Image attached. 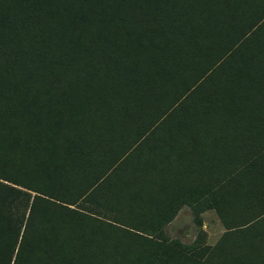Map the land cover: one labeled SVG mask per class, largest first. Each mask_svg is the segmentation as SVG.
Segmentation results:
<instances>
[{"label": "rangeland", "instance_id": "374dc122", "mask_svg": "<svg viewBox=\"0 0 264 264\" xmlns=\"http://www.w3.org/2000/svg\"><path fill=\"white\" fill-rule=\"evenodd\" d=\"M173 1L150 2L143 45L177 47ZM228 1L170 68L141 59L149 91L0 78V104L40 98L38 124L0 113V264H264V0Z\"/></svg>", "mask_w": 264, "mask_h": 264}, {"label": "trees", "instance_id": "16d2710c", "mask_svg": "<svg viewBox=\"0 0 264 264\" xmlns=\"http://www.w3.org/2000/svg\"><path fill=\"white\" fill-rule=\"evenodd\" d=\"M11 1V2H10ZM0 0V78L1 77H7V76H17L16 72H24L25 76L27 77H32V75L35 74V81L37 85L43 86L46 88V86H44L46 83H50L48 86L49 90L45 89L40 92L41 97L44 98L47 93H49L50 91H52L51 89L57 88L60 85H64V84H68L69 82L72 81H76V80H82V79H86L85 77L83 78V76H85L84 74H82L84 72V70L89 71L91 73H89L88 75V79H93L94 77H96V74H99V70L100 68L104 71L106 70V66L110 65V70L107 72L105 71L104 73H109L110 76V72H111V77L110 80L112 81H117V79H115L116 77L120 79V75L122 74L121 77H125V84L126 80L128 81V78L130 75H132L133 73L136 74L135 77V82H133L131 79V83L132 84H128L130 86L133 87L134 90H136L137 92H144V91H149V87L150 84L152 83V80L150 79V75H148L146 73L143 74V71H140L143 69V61L141 60V58H144L146 61L148 58V62L149 64H153L154 70L157 72H161L164 68L168 69L170 68V66L172 65V63L177 62L180 54L184 51H187V49H190L191 46H199L200 44H202L205 41L206 36L209 37L211 34V28L216 29L218 26H220V23L225 24L227 22L228 19L231 18L232 11L231 8L229 9V4H228V0H223L222 2L220 0L216 1L215 0H206V1H202V0H174L173 3L176 7L177 10V14L175 13V15H179L178 17L175 16L173 20L174 24L176 25H172L173 26V30L174 32H176V37L178 38V44L176 45L177 47H175L174 50H172V48H166L163 46H154L153 43L149 44V45H143L142 39L140 38H144L143 35H148L150 36V39L155 36V34H157L155 31L156 28H154L152 25L153 23L159 19L158 16L153 12H149V6L147 3L152 2V0H139V5L138 10L136 9L137 3L136 1L138 0H91L93 2V6H91V1H89V4L86 3L85 0ZM28 1V2H27ZM30 1V2H29ZM35 1V3H34ZM56 3H55V2ZM59 1V3H58ZM62 1V3H61ZM66 1V2H65ZM69 1V2H68ZM81 1V2H80ZM98 1V2H97ZM103 1V2H102ZM112 1V2H111ZM120 1V2H119ZM165 2H167V0H164ZM192 1V2H191ZM200 1V3H199ZM216 5H214V3ZM226 1V2H225ZM47 2V3H45ZM51 2V3H50ZM68 2V4H67ZM97 4H95V3ZM102 2V3H101ZM116 4H112L115 3ZM131 2H135L136 4H130ZM140 2H142L140 4ZM175 2H177V4H175ZM180 4H179V3ZM185 2V3H184ZM206 2V3H205ZM213 4H212V3ZM225 2V3H224ZM31 3V4H30ZM33 3V4H32ZM50 3V5L48 4ZM65 3V4H64ZM76 5H73V4ZM78 3V4H77ZM99 3V4H98ZM110 6H108L107 5ZM144 3L146 5H144ZM191 3V5L189 4ZM194 3V4H193ZM196 3V4H195ZM205 3V4H204ZM211 3V6H210ZM220 3V4H218ZM45 4V5H44ZM63 4V6L61 5ZM81 4V5H80ZM84 4V5H83ZM104 4V5H103ZM119 4V5H118ZM122 4V5H121ZM126 6H124V5ZM151 4V3H150ZM149 4V5H150ZM166 4V3H165ZM187 4V5H186ZM223 4V5H222ZM227 4V5H226ZM4 5V6H1ZM28 5V6H26ZM39 5L41 8H39ZM55 5V6H54ZM59 5V6H58ZM72 8H70V6ZM88 5V6H87ZM117 5V7H115ZM133 5V6H131ZM135 5V8H134ZM143 5V6H141ZM178 5V6H177ZM186 5V6H183ZM194 5V6H193ZM201 5V6H200ZM206 5V6H205ZM210 6V11H206V9L209 8ZM219 5V7H218ZM51 6V7H50ZM79 6V7H78ZM80 6H82L83 8H81ZM91 6V7H90ZM145 6V7H144ZM183 6V7H182ZM196 6V7H195ZM228 8H227V7ZM29 7V8H28ZM35 7V8H34ZM44 9H43V8ZM75 7V8H73ZM104 7V8H103ZM131 7V8H130ZM181 7V8H179ZM186 9H185V8ZM206 7V8H205ZM213 7V8H212ZM225 7V8H224ZM26 8V9H25ZM51 8H53L51 10ZM66 8V9H65ZM70 10H69V9ZM99 8V9H98ZM103 8L104 11H102L101 9ZM114 8V9H113ZM128 12H127V10ZM134 8V9H133ZM141 8H143L144 10H142ZM147 8V9H145ZM194 10H192V9ZM203 8V9H202ZM222 8V11H221ZM29 9V10H28ZM60 9V10H59ZM97 9V10H96ZM107 9V10H106ZM113 9V11H111ZM123 11H122V10ZM125 9V11H124ZM136 9V10H135ZM180 9V10H179ZM182 9V10H181ZM190 9V10H189ZM196 9V10H195ZM205 9V10H204ZM215 10L216 14L214 11ZM218 9V10H217ZM227 9V10H225ZM27 10V11H26ZM41 10V11H40ZM47 10V11H46ZM53 10H56L52 13ZM64 10V11H63ZM72 10V11H71ZM85 10V12H83ZM115 10V11H114ZM187 10V11H186ZM224 10V11H223ZM35 11V12H34ZM60 11V12H59ZM80 11V12H79ZM109 14H108V12ZM136 13H134V12ZM138 11V12H136ZM142 11H146V16L143 13L142 15ZM181 13H179V12ZM186 11V13H185ZM191 11V12H188ZM193 11V13H192ZM200 11V13H199ZM202 11V12H201ZM228 11V12H227ZM31 12V13H30ZM34 12V13H32ZM90 12V13H89ZM92 12V13H91ZM100 12V13H99ZM134 15H132L133 13ZM189 14H188V13ZM197 12V14H195ZM205 12V13H204ZM212 12V13H211ZM40 13V14H39ZM60 13V14H59ZM64 13V14H63ZM82 13H86L85 15ZM124 13V14H123ZM128 14L130 16V19L128 18ZM140 13V14H138ZM149 13V16H147ZM203 13V14H202ZM210 13V14H209ZM31 14V16H30ZM39 14V15H38ZM100 14V15H99ZM112 14V15H110ZM186 14V15H185ZM188 14V15H187ZM193 14V15H192ZM208 16H206V15ZM213 14V15H212ZM44 15V16H43ZM91 15V16H90ZM99 15V16H98ZM115 15V17H114ZM137 15H140L137 16ZM150 15H154L151 16L154 19H149L151 18ZM195 15L199 16L200 18H196ZM206 17H205V16ZM216 15V16H215ZM218 15V16H217ZM223 15V18L221 17ZM32 16L34 18H32ZM38 18H36V17ZM66 16V17H65ZM77 16V17H76ZM102 16V17H101ZM106 16V17H104ZM128 16V17H127ZM133 16V17H132ZM143 16V17H141ZM164 17H166V15H163ZM193 16V18H192ZM213 16V17H211ZM220 16V17H219ZM46 17V18H45ZM50 17V18H49ZM58 17V18H57ZM85 17V18H84ZM114 17V19H113ZM138 17V18H137ZM148 18V20L146 18ZM191 17V18H189ZM209 17V20H208ZM228 17V18H227ZM46 20H45V19ZM52 18V19H51ZM66 18V19H65ZM134 18H136V21L134 20ZM145 18V19H143ZM181 18V19H179ZM189 18V19H188ZM198 19V21L196 19ZM205 18V19H204ZM212 18H217L214 19L212 21ZM219 18V20H218ZM225 18V19H224ZM34 19V20H33ZM41 19V20H40ZM64 19V20H63ZM74 19H76L79 23V25L74 22ZM90 21H89V20ZM103 19V20H102ZM136 22H133V20ZM178 19V20H177ZM188 19V20H187ZM191 19V20H190ZM69 22H67V21ZM87 20V21H84ZM132 20V23L131 21ZM139 20V21H137ZM141 20V22H140ZM143 20V21H142ZM154 20V21H153ZM182 20V23L181 21ZM190 20V23H189ZM202 20V21H201ZM206 20V21H204ZM37 21V22H36ZM92 21V22H91ZM98 21V22H97ZM115 21V22H114ZM130 23L128 24L127 22ZM151 21V22H150ZM178 21V22H177ZM184 21V23H183ZM188 21V22H187ZM204 21V22H203ZM211 21V22H210ZM138 22V23H137ZM176 22V23H175ZM199 22V23H197ZM207 22V23H206ZM216 22H220L219 24ZM47 23V24H46ZM67 23V24H66ZM152 23V24H150ZM191 23H195L191 24ZM202 23V24H201ZM204 23V26H203ZM35 24V25H34ZM50 24V25H49ZM94 24V25H93ZM133 26H132V25ZM173 24V23H172ZM180 24V25H179ZM189 27H188V25ZM198 26H197V25ZM201 24V25H200ZM213 24V25H212ZM34 25V26H33ZM39 25V27H38ZM41 25V26H40ZM46 25V27H45ZM87 25V26H86ZM100 25V26H99ZM107 25V27H106ZM143 25V26H142ZM145 25V27H144ZM178 25V26H177ZM186 25V26H185ZM212 27H211V26ZM33 26V27H32ZM81 26V28H79ZM140 26V27H138ZM150 26V27H148ZM200 29H196L199 28ZM209 26V27H208ZM34 31H33V29ZM35 27V28H34ZM41 27V29H39ZM50 27H53L51 29H49ZM64 27V28H63ZM102 27V28H101ZM137 27V28H136ZM144 27V28H143ZM147 27V28H146ZM153 27V28H152ZM194 27V28H192ZM196 27V28H195ZM37 28V29H36ZM55 28V29H54ZM67 30H64L66 29ZM97 28V29H96ZM128 28V29H127ZM133 28V29H132ZM152 30H151V29ZM202 28V29H201ZM207 28V29H206ZM39 29V30H38ZM47 29V30H46ZM54 33H52L53 31ZM57 29V31H56ZM59 29V31H58ZM86 29V32L84 31ZM105 29V30H104ZM125 29V31H123ZM130 29V30H129ZM136 29V30H135ZM144 29V30H143ZM154 29V30H153ZM196 31H195V30ZM206 29V30H205ZM32 30V31H31ZM50 34H49V32ZM89 30V31H88ZM112 30V31H111ZM139 30V31H138ZM151 30V31H150ZM205 30V33L202 32ZM210 30V31H209ZM101 31V32H100ZM117 31V32H116ZM122 31L124 32V34L127 37V33L129 31L128 36H132V37H136L135 39L132 37L125 39L123 37ZM131 31V32H130ZM153 31V33H152ZM63 32V33H62ZM71 32V33H70ZM78 32V33H77ZM84 32V33H83ZM110 34H109V33ZM120 32V33H119ZM172 32V31H171ZM199 32V33H197ZM60 35H58V34ZM100 33V34H99ZM116 33V34H114ZM210 33V34H209ZM35 34V35H34ZM39 34V36H38ZM41 34V36H40ZM46 34V35H45ZM56 34V35H55ZM64 34H66V36H64ZM70 34V35H69ZM73 34V35H72ZM86 34V35H85ZM89 34V35H88ZM137 34V35H136ZM154 34V35H152ZM197 34V35H196ZM206 34V35H205ZM209 34V35H207ZM53 35V36H52ZM58 35V36H57ZM72 35V36H71ZM101 37H100V36ZM104 37H103V36ZM108 35V36H107ZM111 37H110V36ZM119 35V36H118ZM120 35H122L120 37ZM34 36V37H31ZM63 36V37H62ZM68 36V37H67ZM195 36V37H194ZM201 36H203L201 38ZM38 37V38H37ZM55 37V38H54ZM61 37V38H60ZM75 37V38H73ZM94 37V38H93ZM99 37V38H98ZM103 37V38H102ZM107 37V38H106ZM122 37L124 39H122ZM140 37V38H139ZM186 39V40H182ZM198 37V38H197ZM34 38V39H33ZM41 38V39H40ZM91 38V40H90ZM106 38V39H105ZM109 38V39H108ZM120 38V39H119ZM196 38V39H195ZM36 42H33V40ZM44 39V40H43ZM71 39V41L68 40ZM81 39V40H80ZM203 39V40H202ZM42 40V41H41ZM53 40V41H52ZM75 40V41H74ZM95 40V41H92ZM118 40V41H117ZM123 40V42H121ZM134 40V41H133ZM201 40V41H200ZM52 41V42H51ZM61 41V42H60ZM78 41V43H77ZM117 41V42H116ZM129 41V42H128ZM132 41V43H131ZM58 44H57V43ZM63 42V43H62ZM66 42V43H65ZM68 42V43H67ZM72 42V44H71ZM80 42V43H79ZM82 42V43H81ZM87 42V43H86ZM106 42V43H105ZM112 42V43H111ZM127 42V44H126ZM51 43V44H50ZM37 44H40L37 45ZM54 44V45H53ZM61 44V45H60ZM103 44V45H102ZM106 44V45H104ZM110 44V48L108 47ZM122 46H121V45ZM31 45V46H30ZM51 45V46H50ZM58 45V46H57ZM78 45V46H77ZM90 45V46H89ZM108 45V46H107ZM126 45V46H125ZM153 45V46H152ZM40 48H39V47ZM84 46V47H82ZM98 46V48H97ZM41 49V50H38ZM42 47V48H41ZM49 49H47V48ZM57 47V48H56ZM131 47V49L129 48ZM151 49H150V48ZM54 48V50L52 49ZM59 48V49H58ZM62 48V49H60ZM65 48V49H64ZM81 48V49H80ZM83 48V49H82ZM97 48V49H96ZM127 48V49H126ZM144 48V49H141ZM37 49V50H36ZM95 49V50H94ZM110 49V50H109ZM115 49V50H114ZM126 51H125V50ZM129 49V50H128ZM140 49V50H137ZM149 49V50H148ZM79 50V51H78ZM86 50V51H85ZM102 50V51H101ZM122 50V51H121ZM138 52H137V51ZM144 50V51H143ZM148 50V51H147ZM151 50V51H150ZM44 51V52H43ZM50 51V52H48ZM54 51V52H52ZM70 51V52H69ZM85 51V53H84ZM125 53H124V52ZM142 51V52H140ZM147 51V52H146ZM40 52V53H38ZM78 52V53H77ZM111 52V53H110ZM144 52V53H143ZM44 53V54H43ZM47 53V54H46ZM60 53V54H59ZM77 53V54H76ZM89 53V54H88ZM105 53V54H103ZM128 53V54H127ZM139 53V54H138ZM140 53H142V56H140ZM147 53V54H146ZM149 53V54H148ZM43 54V55H42ZM73 54V56H72ZM131 54L133 56H131ZM80 55V56H79ZM147 55V56H146ZM154 55V56H153ZM156 55V56H155ZM158 55V56H157ZM46 56V57H45ZM48 56V57H47ZM52 56V57H51ZM71 56V57H70ZM81 56L83 58H81ZM91 58H89V57ZM62 57V58H61ZM109 57V58H108ZM120 57V58H119ZM128 57V58H127ZM155 57V58H154ZM48 58V60H47ZM67 60H66V59ZM72 58V59H71ZM112 58V59H111ZM132 58V59H131ZM154 60H153V59ZM62 59V60H61ZM108 59V60H107ZM113 59H117V62L120 61L123 62L121 64L120 62L114 63ZM128 59V60H127ZM64 60V61H63ZM81 60V61H80ZM86 60V61H85ZM110 60V61H109ZM153 60V61H152ZM162 60V61H161ZM42 61V62H41ZM50 61V62H49ZM52 61V63H51ZM129 62V63H126ZM47 62V63H46ZM67 62V63H66ZM76 62V63H75ZM131 62V63H130ZM136 62V65H135ZM70 63V64H69ZM89 63V64H88ZM63 64V65H62ZM81 64V65H80ZM113 64V66H111ZM115 64V65H114ZM128 64V65H127ZM142 64V65H139ZM46 65V66H45ZM53 65V66H52ZM66 65V66H65ZM68 65V66H67ZM83 65V66H82ZM118 65H122V66H118ZM138 65V66H137ZM52 66V67H51ZM75 66V67H74ZM81 66V67H80ZM85 66L87 68H85ZM100 66V67H99ZM114 66H117L114 68ZM126 66V67H125ZM142 66V67H141ZM44 67V68H43ZM47 67V68H46ZM54 67V68H53ZM98 68V71L96 70V68ZM113 67V69L115 70H111ZM128 67V69H127ZM137 67V68H136ZM43 68V70H42ZM68 68V69H67ZM73 68V69H72ZM91 68V69H90ZM132 68V69H130ZM76 69V70H75ZM83 69V70H82ZM107 69H109V66L107 67ZM118 69H122L123 71H120ZM138 69V70H137ZM57 70V72H56ZM66 70V72H65ZM71 70V71H70ZM78 70V71H77ZM81 70V71H80ZM48 71V72H45ZM52 71V72H51ZM62 71V72H61ZM73 71V72H72ZM77 71V72H76ZM80 71V72H79ZM83 71V72H82ZM130 71V72H129ZM44 72V73H43ZM102 72V71H100ZM113 72V73H112ZM124 72V73H123ZM129 72V73H128ZM29 73H32L31 75ZM75 73V74H73ZM119 73V74H118ZM126 73V75H125ZM139 73V74H138ZM142 73V74H141ZM49 74V75H48ZM68 74V75H67ZM71 74V75H70ZM97 74V75H98ZM116 75V77L113 78V76ZM124 74V75H123ZM77 75V76H76ZM83 75V76H82ZM143 75V76H142ZM74 76V77H73ZM82 76V77H81ZM107 78H108V74H106ZM140 78H139V77ZM98 77V76H97ZM145 77V78H144ZM45 78V79H44ZM48 78V79H47ZM109 78L107 79V81L105 79H103V77H101L98 81L97 84L98 85H105L106 82H108ZM144 78V80H142ZM262 78L260 76H254L251 81L253 83H258L257 81H260ZM103 80V81H102ZM105 80V81H104ZM109 80V81H110ZM263 80V79H262ZM43 81V82H42ZM122 81V80H121ZM64 82V83H63ZM104 82V83H103ZM137 83V84H136ZM43 84V85H42ZM118 84L115 83L113 85V87ZM143 86H142V85ZM97 85V86H98ZM139 85V86H137ZM141 85V86H140ZM99 87V86H98ZM113 87H108V88H104V92L106 94L109 95L108 98H105V96H102L100 93V87L97 90V94H93L91 97L92 99L94 98L95 101H97L99 98H103L104 100L102 102H107L109 101V98H113ZM128 93L131 92L130 90L128 91L127 86H125L124 88ZM139 89V90H138ZM141 89V90H140ZM110 92V93H109ZM126 92V94L124 96H119L120 98H124L126 95H129ZM50 94V93H49ZM68 95V94H66ZM65 95V96H66ZM100 95V96H98ZM31 99V101H29L30 103H33V105H29V104H24L22 105V107H18L15 106L9 102L0 104V113L3 114L4 116H6L8 119H11L12 121L16 120V122L19 120H25V123H35L38 124L40 122L39 117H37L35 115V107H37L38 101L40 100V98H37V96H31L29 97ZM27 105V106H26ZM39 105V104H38ZM29 107V108H28ZM22 109V110H21ZM27 111H26V110ZM127 113L129 115H131V112L126 110ZM27 112V113H26ZM31 113V114H30ZM25 114V115H24ZM29 116V118H28ZM32 117V119L30 118ZM36 119V120H35ZM35 122H34V121ZM18 121V122H19ZM2 124V123H1ZM263 125V123L259 124V126H255L254 128L259 129L261 126ZM11 128H13L12 126H10ZM10 128V129H11ZM1 134H5L2 131V128H0V138H1ZM237 139H240L242 142L246 140V137L244 135H241L239 137H236ZM244 140H242V139ZM12 141V139H11ZM7 182H11L9 180L4 179ZM14 184V183H13Z\"/></svg>", "mask_w": 264, "mask_h": 264}, {"label": "bare ground", "instance_id": "6f19581e", "mask_svg": "<svg viewBox=\"0 0 264 264\" xmlns=\"http://www.w3.org/2000/svg\"><path fill=\"white\" fill-rule=\"evenodd\" d=\"M8 1H9V0H8ZM16 1H18V0H16ZM19 1H20V0H19ZM22 1H23V0H22ZM22 1H21V2H22ZM37 1H38V0H37ZM55 1H57V0H55ZM55 1H54V2H55ZM63 1H64V0H63ZM76 1H77V0H76ZM85 1H86V3L88 2L87 4H89V1H91V0H89V1L85 0ZM92 1H93V0H92ZM92 1H91V4H92L91 6H93V2H92ZM94 1H95V0H94ZM126 1H127V0H126ZM128 1H129V0H128ZM179 1H180V0H179ZM184 1H185V0H184ZM188 1H189V0H188ZM192 1H193V0H192ZM192 1H191V2H192ZM202 1H203V0H202ZM204 1H206V0H204ZM207 1H208V0H207ZM207 1H206V2H207ZM216 1H218V0H215V2H216ZM220 1L222 2L223 0H220ZM10 2H11V1H10ZM27 2H28V1H27ZM29 2H30V1H29ZM65 2H66V1H65ZM68 2H69V1H68ZM68 2H67V4H68ZM80 2H81V1H80ZM95 2H96V1H95ZM95 2H94V3H95ZM97 2H98V1H97ZM102 2H103V1H102ZM102 2H101V3H102ZM111 2H112V1H111ZM119 2H120V1H119ZM138 2H139V0L136 1V3H137L136 9H137V10H138V8H139V7H138V5H139ZM196 2H197V0H196ZM206 2H205V3H206ZM225 2H226V1H225ZM225 2H224V3H225ZM34 3H35V1H34ZM45 3H47V2H45ZM50 3H51V2H50ZM50 3H48V4L50 5ZM55 3H56V2H55ZM58 3H59V1H58ZM61 3H62V1H61ZM129 3H130V2H129ZM132 3H133V4H136L135 2H131L130 4H132ZM141 3H142V2H140V4H141ZM178 3H179V2H178ZM184 3H185V2H184ZM199 3H200V1H199ZM205 3H204V4H205ZM211 3H212V2H211ZM211 3H210V6H211ZM213 3H214V1H213ZM213 3H212V4H213ZM30 4H31V3H30ZM32 4H33V3H32ZM64 4H65V3H64ZM71 4H73V3H71ZM77 4H78V3H77ZM95 4H96V3H95ZM98 4H99V3H98ZM112 4H116V2H115V3H112ZM147 4L149 5L150 3H147ZM179 4H180V3H179ZM188 4H189V3H188ZM193 4H194V3H193ZM195 4H196V3H195ZM218 4H220V3H218ZM228 4H229V2H228ZM44 5H45V4H44ZM61 5L63 6V4H61ZM73 5H76V4H73ZM80 5H81V4H80ZM83 5H84V4H83ZM96 5H97V4H96ZM103 5H104V4H103ZM107 5H108V3H107ZM118 5H119V4H118ZM121 5H122V4H121ZM123 5H124V4H123ZM144 5H146V4L144 3ZM186 5H187V4H186ZM186 5H183V6H186ZM189 5H191V3H190ZM214 5H215V3H214ZM222 5H223V4H222ZM226 5H227V4H226ZM1 6H4V5H1ZM26 6H28V5H26ZM54 6H55V5H54ZM58 6H59V5H58ZM69 6H70V5H69ZM87 6H88V5H87ZM91 6H90V7H91ZM108 6H109V5H108ZM124 6H126V5H124ZM131 6H133V5H131ZM139 6H140V5H139ZM141 6H143V5H141ZM177 6H178V5H177ZM183 6H182V7H183ZM193 6H194V5H193ZM200 6H201V5H200ZM205 6H206V5H205ZM208 6H209V5H208ZM210 6H209L208 9H206V11H208V10L210 11ZM50 7H51V6H50ZM63 7H64V6H63ZM78 7H79V6H78ZM80 7L83 8L82 6H80ZM93 7H94V6H93ZM109 7H110V6H109ZM115 7H117V5H116ZM144 7H145V6H144ZM150 7H151V6H150ZM174 7H175V6H174ZM186 7H187V6H186ZM195 7H196V6H195ZM215 7H216V5H215ZM218 7H219V5H218ZM226 7H227V6H226ZM28 8H29V7H28ZM34 8H35V7H34ZM39 8H41L40 5H39ZM42 8H43V7H42ZM70 8H72V7L70 6ZM73 8H75V7H73ZM103 8H104V7H103ZM103 8L101 9L102 11H104ZM130 8H131V7H130ZM130 8H129V9H130ZM134 8H135V5H134ZM134 8H133V9H134ZM153 8H154V7H153ZM153 8H152V9H153ZM175 8H178V7H175ZM179 8H181V7H179ZM184 8H185V7H184ZM205 8H206V7H205ZM212 8H213V7H212ZM224 8H225V7H224ZM227 8H228V7H227ZM25 9H26V8H25ZM43 9H44V8H43ZM52 9H53V8H51V10H52ZM65 9H66V8H65ZM68 9H69V8H68ZM98 9H99V8H98ZM113 9H114V8H113ZM113 9H112L111 11H113ZM125 9H126V8H125ZM125 9H124V11H125ZM129 9H128V10H129ZM136 9H135V10H136ZM141 9L144 10L143 8H141ZM145 9H147V8H145ZM185 9H186V8H185ZM191 9H192V8H191ZM193 9H194V8H193ZM193 9H192V10H193ZM202 9H203V8H202ZM229 9H230V8H229ZM28 10H29V9H28ZM59 10H60V9H59ZM69 10H70V9H69ZM96 10H97V9H96ZM106 10H107V9H106ZM121 10H122V9H121ZM126 10H127V9H126ZM128 10H127V12H128ZM139 10H140V8H139ZM176 10H178V9H176ZM179 10H180V9H179ZM181 10H182V9H181ZM189 10H190V9H189ZM195 10H196V9H195ZM204 10H205V9H204ZM215 10H216V9H214V10H212V11L215 12ZM217 10H218V9H217ZM225 10H227V9H225ZM26 11H27V10H26ZM40 11H41V10H40ZM46 11H47V10H46ZM54 11H56V10H53L52 13H53ZM63 11H64V10H63ZM71 11H72V10H71ZM114 11H115V10H114ZM122 11H123V10H122ZM140 11H141V10H140ZM186 11H187V10H186ZM186 11H185V13H186ZM193 11H194V10H193ZM193 11H192V13H193ZM221 11H222V8H221ZM223 11H224V10H223ZM34 12H35V11H34ZM34 12H32V13H34ZM59 12H60V11H59ZM79 12H80V11H79ZM83 12H85V10H84ZM107 12H108V11H107ZM125 12H126V11H125ZM133 12H134V11H133ZM133 12H132V13H133ZM136 12H138V11H136ZM144 12H145V13H144ZM144 12L142 11V15H143V13H144L145 15H143V16H146V11H144ZM149 12H151V10H150ZM173 12H174V11H173ZM178 12H179V11H178ZM188 12H191V11H188ZM188 12H187V13H188ZM201 12H202V11H201ZM216 12H217V11H216ZM216 12H215V14H216ZM227 12H228V11H227ZM30 13H31V12H30ZM89 13H90V12H89ZM91 13H92V12H91ZM99 13H100V12H99ZM134 13H135V12H134ZM134 13H133L132 15H134ZM152 13H153V11H152ZM154 13H155V12H154ZM175 13L177 14V12H175ZM179 13H181V12H179ZM199 13H200V11H199ZM204 13H205V12H204ZM211 13H212V12H211ZM39 14H40V13H39ZM39 14H38V15H39ZM59 14H60V13H59ZM63 14H64V13H63ZM82 14H84V13H82ZM85 14H86V13H85ZM85 14H84V15H85ZM108 14H109V12H108ZM123 14H124V13H123ZM135 14H136V13H135ZM138 14H140V13H138ZM158 14H159V13H158ZM173 14H174V13H173ZM188 14H189V13H188ZM188 14H187V15H188ZM195 14H197V12H196ZM202 14H203V13H202ZM209 14H210V13H209ZM230 14H231V13H230ZM99 15H100V14H99ZM99 15H98V16H99ZM110 15H112V14H110ZM125 15H128V14L126 13ZM140 15H141V14H140ZM140 15H137V16L140 17ZM162 15H163V14H162ZM171 15H172V14H171ZM178 15H179V14H178ZM178 15H175V16L178 17ZM180 15H181V14H180ZM180 15H179V16H180ZM185 15H186V14H185ZM192 15H193V14H192ZM205 15H206V14H205ZM205 15H204V16H205ZM212 15H213V14H212ZM30 16H31V14H30ZM43 16H44V15H43ZM90 16H91V15H90ZM128 16H129V15H128ZM128 16H127V17H128ZM130 16H131V15H130ZM130 16L128 17L129 19H130ZM143 16H141V17H143ZM147 16H149V13H148ZM151 16H154V15H150V17H151ZM195 16H196V15H195ZM197 16H198V15H197ZM206 16H208V15H206ZM206 16H205V17H206ZM215 16H216V15H215ZM217 16H218V15H217ZM35 17H36V16H35ZM38 17H39V16H38ZM38 17H36V18H38ZM65 17H66V16H65ZM76 17H77V16H76ZM101 17H102V16H101ZM104 17H106V16H104ZM114 17H115V15H114ZM114 17H113V19H114ZM132 17H133V16H132ZM160 17H161V16H160ZM166 17H167V16H166ZM180 17H181V16H180ZM199 17H200V15H199ZM211 17H213V16H211ZM219 17H220V16H219ZM221 17L223 18V15H222ZM32 18H34V17L32 16ZM39 18H40V17H39ZM45 18H46V17H45ZM45 18H44V19H45ZM49 18H50V17H49ZM57 18H58V17H57ZM84 18H85V17H84ZM137 18H138V17H137ZM145 18H146V17H145ZM145 18H143V19H145ZM148 18H149V17H148ZM148 18H146V19L148 20ZM158 18H159V16H158ZM169 18H170V17L168 16V20H169ZM181 18H183V17H181ZM181 18H179V19H181ZM189 18H191V17H189ZM189 18H188V19H189ZM192 18H193V17H192ZM227 18H228V17H227ZM51 19H52V18H51ZM65 19H66V18H65ZM146 19H145V20H146ZM149 19L151 20V19H154V18L151 17V18H149ZM188 19H187V20H188ZM204 19H205V18H204ZM214 19L217 20V18H214ZM214 19L212 18V21H213ZM224 19H225V18H224ZM33 20H34V19H33ZM40 20H41V19H40ZM45 20H46V19H45ZM63 20H64V19H63ZM88 20H89V19H88ZM102 20H103V19H102ZM132 20H133V19H132ZM132 20H130L131 23H132ZM134 20L136 21V18H134ZM134 20H133V22H135ZM157 20H158V19H157ZM170 20H171V19H170ZM177 20H178V19H177ZM190 20H191V19H190ZM190 20H189V23H190ZM196 20L198 21V19H196ZM208 20H209V17H208ZM218 20H219V18H218ZM230 20H231V19H230ZM66 21H67V20H66ZM84 21H87V20H84ZM89 21H90V20H89ZM130 21L127 22V23L129 24ZM137 21H139V20H137ZM142 21H143V20H142ZM153 21H154V20H153ZM159 21H160V20H159ZM161 21H162V20H161ZM171 21H172V20H171ZM180 21H181V23H182V20H180ZM201 21H202V20H201ZM204 21H206V20H204ZM204 21H203V22H204ZM227 21H228V20H227ZM36 22H37V21H36ZM67 22H69V21H67ZM91 22H92V21H91ZM97 22H98V21H97ZM114 22H115V21H114ZM140 22H141V20H140ZM150 22H151V21H150ZM156 22H157V21H156ZM163 22H165V21L163 20ZM166 22H167V21H166ZM177 22H178V21H177ZM187 22H188V21H187ZM210 22H211V21H210ZM76 23H77V22H76ZM135 23H136V22H135ZM137 23H138V22H137ZM154 23H155V22H154ZM175 23H176V22H175ZM183 23H184V21H183ZM197 23H199V22H197ZM206 23H207V22H206ZM216 23H218V22H216ZM219 23H220V22H219ZM219 23H218V24H219ZM226 23H227V22H226ZM46 24H47V23H46ZM66 24H67V23H66ZM132 24H133V23H132ZM132 24H131V25H132ZM150 24H152V23H150ZM161 24H162V23H161ZM191 24H194V25H195V23H191ZM201 24H202V23H201ZM201 24H200V25H201ZM220 24L222 25L223 23H220ZM34 25H35V24H34ZM34 25H33V26H34ZM49 25H50V24H49ZM93 25H94V24H93ZM170 25H171V24H170ZM172 25H175L174 22H173ZM179 25H180V24H179ZM187 25H188V24H187ZM196 25H197V24H196ZM212 25H213V24H212ZM221 25H220V26H221ZM33 26H32V27H33ZM40 26H41V25H40ZM86 26H87V25H86ZM99 26H100V25H99ZM132 26H133V25H132ZM142 26H143V25H142ZM161 26H164V25H161ZM175 26H176V25H175ZM177 26H178V25H177ZM185 26H186V25H185ZM197 26H198V25H197ZM203 26H204V23H203ZM210 26H211V25H210ZM32 27H31V28H32ZM38 27H39V25H38ZM45 27H46V25H45ZM106 27H107V25H106ZM138 27H140V26H138ZM144 27H145V25H144ZM144 27H143V28H144ZM148 27H150V26H148ZM188 27H189V25H188ZM208 27H209V26H208ZM211 27H212V26H211ZM34 28H35V27H34ZM51 28H53V27H50L49 29H51ZM63 28H64V27H63ZM79 28H81V26H80ZM101 28H102V27H101ZM136 28H137V27H136ZM140 28H141V27H140ZM146 28H147V27H146ZM152 28H153V27H152ZM154 28H155V27H154ZM189 28H190V27H189ZM192 28H194V27H192ZM195 28H196V27H195ZM217 28H218V27H217ZM32 29H33V28H32ZM36 29H37V28H36ZM39 29H41V27H40ZM39 29H38V30H39ZM54 29H55V28H54ZM96 29H97V28H96ZM127 29H128V28H127ZM132 29H133V28H132ZM150 29H151V28H150ZM166 29H168V28H166ZM169 29H170V28H169ZM171 29H172V27H171ZM196 29L199 30V29H200V26H199V28H196ZM201 29H202V28H201ZM206 29H207V28H206ZM206 29H205V30H206ZM211 29H212V28H211ZM46 30H47V29H46ZM64 30H67V28L64 29ZM85 30H86V29H85ZM104 30H105V29H104ZM129 30H130V29H129ZM135 30H136V29H135ZM143 30H144V29H143ZM151 30H152V29H151ZM151 30H150V31H151ZM153 30H154V29H153ZM156 30H157V28H156ZM156 30H155V31H156ZM194 30H195V29H194ZM205 30L202 31V32L205 33ZM31 31H32V30H31ZM33 31H34V29H33ZM52 31H53V29H52ZM56 31H57V29H56ZM58 31H59V29H58ZM88 31H89V30H88ZM111 31H112V30H111ZM123 31H125V29H124ZM123 31H122V33H120V32H119V33H120V34H123V37H124V36H126V35L124 34ZM138 31H139V30H138ZM160 31H161V29H160ZM162 31H163V30H162ZM195 31H196V30H195ZM209 31H210V30H209ZM48 32H49V30H48ZM100 32H101V31H100ZM116 32H117V31H116ZM130 32H131V31H130ZM158 32H159V31H158ZM52 33H54V31H53ZM62 33H63V32H62ZM70 33H71V32H70ZM77 33H78V32H77ZM83 33H84V32H83ZM108 33H109V32H108ZM126 33H127V37H128V38H129V37H130V38L132 37V36H128L129 31H128V32L126 31ZM152 33H153V31H152ZM156 33H157V32H156ZM197 33H199V32H197ZM49 34H50V32H49ZM57 34H58V33H57ZM99 34H100V33H99ZM109 34H110V33H109ZM114 34H116V33H114ZM209 34H210V33H209ZM209 34H207V35H209ZM34 35H35V34H34ZM45 35H46V34H45ZM55 35H56V34H55ZM58 35H60V34H58ZM58 35H57V36H58ZM69 35H70V34H69ZM72 35H73V34H72ZM72 35H71V36H72ZM85 35H86V34H85ZM88 35H89V34H88ZM129 35H130V34H129ZM136 35H137V34H136ZM152 35H154V34H152ZM156 35H157V34H156ZM156 35H155V36H156ZM196 35H197V34H196ZM205 35H206V34H205ZM210 35H211V34H210ZM38 36H39V34H38ZM40 36H41V34H40ZM52 36H53V35H52ZM64 36H66V34H64ZM99 36H100V35H99ZM102 36H103V35H102ZM107 36H108V35H107ZM109 36H110V35H109ZM118 36H119V35H118ZM121 36H122V35H120V37H121ZM31 37H34V36H31ZM62 37H63V36H62ZM67 37H68V36H67ZM100 37H101V36H100ZM103 37H104V36H103ZM103 37H102V38H103ZM110 37H111V36H110ZM123 37H122V39H124V38L126 39V38H127V37H124V38H123ZM145 37H146V36H145ZM149 37H150V36H149ZM194 37H195V36H194ZM202 37H203V36H201V38H202ZM37 38H38V37H37ZM54 38H55V37H54ZM60 38H61V37H60ZM73 38H75V37H73ZM93 38H94V37H93ZM98 38H99V37H98ZM106 38H107V37H106ZM106 38H105V39H106ZM128 38H127V40H128ZM133 38H134V37H132V39H133ZM135 38H136V37H135ZM135 38H134V39H135ZM139 38H140V37H139ZM146 38H147V37H146ZM197 38H198V37H197ZM203 38H204V37H203ZM206 38H207V36H206ZM33 39H34V38H33ZM33 39H32V40H33ZM40 39H41V38H40ZM108 39H109V38H108ZM119 39H120V38H119ZM140 39H142V38H140ZM147 39H148V38H147ZM195 39H196V38H195ZM43 40H44V39H43ZM67 40H68V39H67ZM80 40H81V39H80ZM90 40H91V38H90ZM202 40H203V39H202ZM41 41H42V40H41ZM52 41H53V40H52ZM52 41H51V42H52ZM68 41H71V39L68 40ZM74 41H75V40H74ZM92 41H95V40H92ZM117 41H118V40H117ZM117 41H116V42H117ZM133 41H134V40H133ZM150 41H152V40H150ZM200 41H201V40H200ZM33 42H36V41L33 40ZM60 42H61V41H60ZM121 42H123V40H122ZM128 42H129V41H128ZM142 42H143V41H142ZM142 42H141V43H142ZM56 43H57V42H56ZM62 43H63V42H62ZM65 43H66V42H65ZM67 43H68V42H67ZM77 43H78V41H77ZM79 43H80V42H79ZM81 43H82V42H81ZM86 43H87V42H86ZM105 43H106V42H105ZM111 43H112V42H111ZM131 43H132V41H131ZM150 43H152V42H150ZM50 44H51V43H50ZM57 44H58V43H57ZM71 44H72V42H71ZM126 44H127V42H126ZM144 44H145V43H144ZM37 45L40 46V44H37ZM53 45H54V44H53ZM60 45H61V44H60ZM102 45H103V44H102ZM104 45H106V44H104ZM120 45H121V44H120ZM122 45H123V44H122ZM122 45H121V46H122ZM30 46H31V45H30ZM39 46H38V47H39ZM50 46H51V45H50ZM57 46H58V45H57ZM77 46H78V45H77ZM89 46H90V45H89ZM107 46H108V45H107ZM125 46H126V45H125ZM82 47H84V46H82ZM108 47L110 48V44H109ZM146 47H147V46H146ZM36 48H37V47H36ZM39 48H40V47H39ZM41 48H42V47H41ZM46 48H47V47H46ZM56 48H57V47H56ZM97 48H98V46H97ZM97 48H96V49H97ZM129 48L131 49V47H129ZM149 48H150V47H149ZM37 49H38V48H37ZM37 49H36V50H37ZM47 49H48V48H47ZM49 49H50V48H49ZM49 49H48V50H49ZM52 49L54 50V48H52ZM58 49H59V48H58ZM60 49H62V48H60ZM64 49H65V48H64ZM80 49H81V48H80ZM82 49H83V48H82ZM126 49H127V48H126ZM141 49H144V48H141ZM150 49H151V48H150ZM38 50H41V49H38ZM94 50H95V49H94ZM109 50H110V49H109ZM114 50H115V49H114ZM124 50H125V49H124ZM128 50H129V49H128ZM137 50H140V49H137ZM137 50H136V51H137ZM144 50H145V49H144ZM144 50H143V51H144ZM148 50H149V49H148ZM148 50H147V51H148ZM78 51H79V50H78ZM85 51H86V50H85ZM85 51H84V53H85ZM101 51H102V50H101ZM121 51H122V50H121ZM125 51H126V50H125ZM147 51H146V52H147ZM150 51H151V50H150ZM43 52H44V51H43ZM48 52H50V51H48ZM52 52H54V51H52ZM69 52H70V51H69ZM123 52H124V51H123ZM137 52H138V51H137ZM140 52H142V51H140ZM38 53H40V52H38ZM77 53H78V52H77ZM77 53H76V54H77ZM110 53H111V52H110ZM124 53H125V52H124ZM143 53H144V52H143ZM43 54H44V53H43ZM43 54H42V55H43ZM46 54H47V53H46ZM59 54H60V53H59ZM88 54H89V53H88ZM103 54H105V53H103ZM127 54H128V53H127ZM138 54H139V53H138ZM146 54H147V53H146ZM148 54H149V53H148ZM72 56H73V54H72ZM79 56H80V55H79ZM131 56H133V55L131 54ZM140 56H142V53H140ZM146 56H147V55H146ZM153 56H154V55H153ZM155 56H156V55H155ZM157 56H158V55H157ZM45 57H46V56H45ZM47 57H48V56H47ZM51 57H52V56H51ZM70 57H71V56H70ZM88 57H89V56H88ZM61 58H62V57H61ZM81 58H83V57L81 56ZM89 58H90V57H89ZM108 58H109V57H108ZM119 58H120V57H119ZM127 58H128V57H127ZM154 58H155V57H154ZM65 59H66V58H65ZM71 59H72V58H71ZM90 59H91V58H90ZM111 59H112V58H111ZM131 59H132V58H131ZM141 59H142V58H141ZM146 59L148 60V58H146ZM152 59H153V58H152ZM47 60H48V58H47ZM61 60H62V59H61ZM66 60H67V59H66ZM107 60H108V59H107ZM127 60H128V59H127ZM153 60H154V59H153ZM153 60H152V61H153ZM63 61H64V60H63ZM80 61H81V60H80ZM85 61H86V60H85ZM109 61H110V60H109ZM113 61H114V63H116V62H117V59H115V60L113 59ZM115 61H116V62H115ZM161 61H162V60H161ZM41 62H42V61H41ZM49 62H50V61H49ZM119 62H120L121 64L123 63V62L120 61V59H119V61H118L117 63H119ZM46 63H47V62H46ZM51 63H52V61H51ZM66 63H67V62H66ZM75 63H76V62H75ZM126 63H129V62L126 61ZM130 63H131V62H130ZM69 64H70V63H69ZM88 64H89V63H88ZM123 64H124V63H123ZM142 64H143V63H142ZM142 64H139V65H142ZM62 65H63V64H62ZM80 65H81V64H80ZM114 65H115V64H114ZM124 65H126V64H124ZM127 65H128V64H127ZM135 65H136V62H135ZM45 66H46V65H45ZM52 66H53V65H52ZM52 66H51V67H52ZM65 66H66V65H65ZM67 66H68V65H67ZM82 66H83V65H82ZM108 66H109V69H107ZM108 66H106V68H105V69L107 70V72L110 70V65H108ZM111 66H113V64H112ZM118 66L120 67V66H122V65H118ZM137 66H138V65H137ZM74 67H75V66H74ZM80 67H81V66H80ZM99 67H100V66H99ZM115 67H117V66H114V68H115ZM125 67H126V66H125ZM141 67H142V66H141ZM43 68H44V67H43ZM43 68H42V70H43ZM46 68H47V67H46ZM53 68H54V67H53ZM85 68H86V66H85ZM136 68H137V67H136ZM67 69H68V68H67ZM72 69H73V68H72ZM90 69H91V68H90ZM102 69H103V68H102ZM102 69L100 68V70H102ZM115 69H116V68H115ZM127 69H128V67H127ZM130 69H132V68H130ZM75 70H76V69H75ZM82 70H83V69H82ZM86 70H87V69H86ZM106 70H105V71H106ZM111 70H114L113 67H112ZM118 70H120V69H118ZM137 70H138V69H137ZM143 70H144V69H143ZM70 71H71V70H70ZM77 71H78V70H77ZM77 71H76V72H77ZM80 71H81V70H80ZM80 71H79V72H80ZM105 71H104V72H105ZM114 71H115V70H114ZM120 71H123V70L121 69ZM144 71H145V70H144ZM45 72H48V71H45ZM51 72H52V71H51ZM56 72H57V70H56ZM61 72H62V71H61ZM65 72H66V70H65ZM72 72H73V71H72ZM82 72H83V71H82ZM102 72H103V70H102ZM129 72H130V71H129ZM129 72H128V73H129ZM43 73H44V72H43ZM90 73H91V72H90ZM112 73H113V72H112ZM123 73H124V72H123ZM144 73H145V72H144ZM73 74H75V73H73ZM106 74H108V78L111 77V72H110V76H109V73H106ZM118 74H119V73H118ZM133 74H134V73H133ZM138 74H139V73H138ZM141 74H142V73H141ZM48 75H49V74H48ZM67 75H68V74H67ZM70 75H71V74H70ZM84 75H85V74H84ZM86 75H87V74H86ZM123 75H124V74H123ZM125 75H126V73H125ZM145 75H146V73H145ZM76 76H77V75H76ZM82 76H83V75H82ZM82 76H81V77H82ZM112 76H113V74H112ZM121 76H122V74L120 75V77H121ZM142 76H143V75H142ZM73 77H74V76H73ZM86 77H87V76H86ZM103 77H104V78H105V77L107 78V76H106L105 74L103 75ZM114 77H116V75L113 76V78H114ZM138 77H139V76H138ZM83 78H84V76H83ZM98 78H99V77H98ZM108 78H107V79H108ZM116 78H117V77H116ZM116 78H115V79H116ZM134 78H135V77H134ZM139 78H140V77H139ZM144 78H145V77H144ZM144 78H143L142 80H144ZM44 79H45V78H44ZM47 79H48V78H47ZM107 79H105V80L107 81ZM82 80H83V79H82ZM88 80H89V79H88ZM100 80H101V79H100ZM105 80H104V81H105ZM109 80H110V78H109ZM109 80H108V81H109ZM117 80H118V78H117ZM86 81H87V80H86ZM91 81H93V80H91ZM102 81H103V80H102ZM110 81H112V80H110ZM110 81H109V82H110ZM119 81H121V80L119 79ZM119 81H118V82H119ZM42 82H43V81H42ZM112 82H113V81H112ZM114 82H115V81H114ZM121 82H122V81H121ZM63 83H64V82H63ZM81 83H82V82H81ZM103 83H104V82H103ZM107 83H108V82H107ZM128 83H129V82H128ZM49 84H50V83H49ZM82 84H84V83H82ZM87 84L91 85L90 82L87 83ZM105 84H106V83H105ZM113 84H114V83H113ZM120 84H121V83H120ZM123 84H124V83H123ZM136 84H137V83H136ZM72 85H73V84H72ZM141 85H142V84H141ZM141 85H140V86H141ZM76 86H77V85H76ZM93 86H94V85H93ZM120 86H121V85H120ZM137 86H139V85H137ZM142 86H143V85H142ZM102 87H103V86H102ZM108 87H110V86H108ZM123 87H124V86H123ZM123 87H122V88H123ZM73 88H74V87H73ZM90 88H92V86H91ZM84 89H85V87H84ZM92 89H93V88H92ZM92 89H89V90H92ZM93 90H94V89H93ZM95 90H96V89H95ZM99 90H100V89H99ZM130 90H131V89H130ZM138 90H139V89H138ZM140 90H141V89H140ZM83 91H84V90H83ZM128 91H129V90H128ZM131 91H132V90H131ZM85 92H86V90H85ZM85 92H83V93H85ZM92 92H93V91H92ZM123 92H124V91H123ZM126 92H127V91H126ZM101 93H102V92H101ZM109 93H110V92H109ZM118 93H119V92H118ZM121 93H122V92H121ZM121 93H119V94H121ZM127 93H128V92H127ZM136 93H137V92H136ZM96 94H97V93H96ZM124 94H126V93L124 92ZM124 94H122V95L124 96ZM90 95H92V94L90 93ZM130 95H131V93H130ZM135 95L137 96V94H135ZM93 96H94V95H93ZM105 96H106V95H105ZM126 96H127V95H126ZM85 97H86V96H85ZM85 97H84V98H85ZM88 97H89V96H88ZM90 97H91V96H90ZM106 97H107V96H106ZM114 97H115V96H114ZM118 97H119V96H118ZM118 97H117V98H118ZM132 97H134V95H133ZM103 98H104V97H103ZM109 99H110V98H109ZM120 99H121V98H120ZM90 100H91V99H90ZM121 100H122V99H121ZM25 101H26V100H25ZM102 101H103V100H102ZM109 101H110V100H109ZM109 101H107V102H109ZM111 101H112V98H111ZM134 101H135V100H134ZM83 102H85V101H83ZM95 102H96V101H95ZM114 102H115V101H114ZM27 103H28V102H27ZM97 103L99 104V102H97ZM101 103H103V102H101ZM24 104H25V103H24ZM88 104H89V103H88ZM92 104H93V103H92ZM29 105H30V104H29ZM101 105H102V104H101ZM101 105H100V106H101ZM116 105H118V104H116ZM26 106H27V105H26ZM106 106H107V105H106ZM109 106H110V105H109ZM109 106H108V107H109ZM28 108H29V107H28ZM109 109H110V108H109ZM21 110H22V109H21ZM25 110H26V109H25ZM106 110H108V108H107ZM26 111H27V110H26ZM26 113H27V112H26ZM30 114H31V113H30ZM24 115H25V114H24ZM28 118H29V116H28ZM30 118L32 119V117H30ZM35 120H36V119H35ZM33 121H34V120H33ZM34 122H35V121H34ZM95 137H96V136H95ZM99 139H100V138H99ZM97 140H98V139H97ZM100 140H101V139H100ZM83 141H84V140H83ZM91 141H92V140H91ZM91 141L89 140V142H91ZM97 142H99V141H97ZM91 144H92V143H91ZM96 146H97V145H96ZM91 147H92V146H91Z\"/></svg>", "mask_w": 264, "mask_h": 264}]
</instances>
